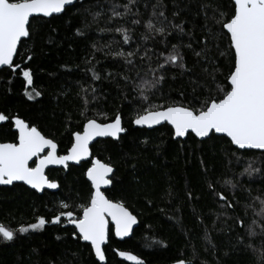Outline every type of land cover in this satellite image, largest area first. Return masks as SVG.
Listing matches in <instances>:
<instances>
[{"label":"snow or ice","instance_id":"6c2138e0","mask_svg":"<svg viewBox=\"0 0 264 264\" xmlns=\"http://www.w3.org/2000/svg\"><path fill=\"white\" fill-rule=\"evenodd\" d=\"M228 2L231 6L225 9L222 0H187L184 8H181L173 0L174 10L170 19L165 0H154L150 5L144 3L145 9L151 7L146 20V13L140 11L141 0L113 2L107 14L97 5L100 10L85 9L91 20L86 19L82 27H77L75 35L90 39L88 30L101 19H104L106 27L98 28L99 32L119 34L120 39L113 38L104 45L92 41L85 63L89 65L87 71L92 73V80L95 81L102 79L95 70V63L100 62L96 59L97 53L103 52L105 57L123 61L125 72L122 79L125 87L131 84V90L136 94L134 99L137 108L130 120L133 126L150 129L155 126L168 127L174 141L194 136L203 143L206 139L218 137L229 145L228 152L252 155L253 150H256L264 157V0ZM189 5L195 7L196 16L203 15L202 40L195 37L194 31L186 30L187 21L180 19L183 12L191 11ZM82 6V0H0V68L6 67L12 72L19 70L18 74L25 81L24 95L29 101L42 95L32 87L33 71L27 64L33 58L32 50H28L23 63H16V58L20 55V49L32 39V20L61 17L73 8ZM177 20L179 22H173ZM68 23L71 24V20ZM141 25L144 28L142 32L139 31ZM173 33L187 37V43H171L169 37ZM146 42H151L152 47L149 48ZM223 44H226V48L221 50ZM124 45H128L131 50H125ZM188 53L194 57L192 68L187 66ZM224 59L228 61L226 74L222 67ZM195 67L200 69L198 74L193 72ZM174 69L181 76H197L190 80L193 85L191 99L186 100L183 92L180 93V100L165 96L162 92L160 85L167 81L170 74L173 80L176 79ZM133 72L134 76L128 74ZM112 75L108 74L109 77ZM82 91H90L91 100L85 96L84 107L79 114L80 121L75 125L77 130L72 131L71 127L67 129L70 147L64 154H60L59 141L44 134L37 125L18 114L0 112V122L7 123L16 131L14 141L0 142V185L23 182L37 192L56 190L60 188V183L46 173L49 166L67 169L69 162L80 164L81 161H88L90 164L84 173L90 182L89 196L85 202L70 204L61 200L52 210L50 218L39 215L34 223L17 229L0 223V240L11 242L19 234L43 231L48 224L60 225L66 221L74 226L72 238L86 242L97 261L107 264L104 246L112 236L121 240L129 237L138 218L123 200L110 199L102 190V186L113 185L115 170L111 163L93 156L92 145L97 138L120 141L128 129L124 126V118L119 110L113 116L89 107L91 101L98 100L95 87L89 85ZM124 99L127 100V94ZM68 120L71 121V114ZM245 174L251 178L254 174L264 173L249 163L240 175ZM223 184L227 192L218 191L213 183H208L221 209L217 220L221 216L232 219L229 231L235 227L244 228L250 240L257 236L264 237V190L253 195L251 189H245L247 200L241 204L236 196V190L241 187L240 181L228 179ZM187 195L189 199L193 198L191 192ZM229 195L232 199H229ZM238 207L243 208L245 217L249 210L252 211L254 218L250 223L246 224L245 219L238 214L229 216ZM56 238L61 239L60 236ZM203 238L207 244L205 250L211 249L214 254L217 246L210 233L206 231ZM155 243L164 244L163 241ZM236 243L244 244V237L237 234ZM244 246L252 250L255 264H264V241L260 248L252 243ZM116 254L134 264H145L142 258L131 252L116 251ZM224 254L227 256L228 252ZM175 264L192 262L178 259Z\"/></svg>","mask_w":264,"mask_h":264},{"label":"trees","instance_id":"16d2710c","mask_svg":"<svg viewBox=\"0 0 264 264\" xmlns=\"http://www.w3.org/2000/svg\"><path fill=\"white\" fill-rule=\"evenodd\" d=\"M113 2L123 3L124 0H82V7L73 8L61 17L33 19L32 39L20 49L16 63H23L28 50H32L33 58L27 61L33 71L32 87L42 95L29 101L24 95L25 81L18 74L19 70L12 72L3 69L0 71V112L18 114L37 125L44 134L59 141L60 154L70 147L67 129L71 127L72 131L77 130L75 125L80 121L79 114L84 107L85 96L91 100L92 93H84L82 88H88L89 85L96 88L98 100L91 101L90 108L113 116L117 110L122 113L128 132L122 135L120 141H98L92 146V154L113 165L116 179L105 190V194L110 199L123 200L137 215L139 226L127 240L119 241L115 236L111 237L105 246L107 264H134L119 257L116 251L131 252L142 258L145 264H175L178 259L191 260L192 264H255L252 250L244 245L252 243L260 248L264 237L257 236L250 240L244 228L235 227L229 231L232 219L221 216L217 220L221 209L208 183H213L218 191L227 192L223 181L239 180L241 187L236 190V196L243 204L247 200L245 189H251L253 195L264 190V174H254L251 178L240 174L249 163L264 173V157L255 151L252 155L228 152L229 145L218 137L203 143L194 136L174 141L168 127L147 130L135 128L130 123L137 108L134 99L136 94L131 90V84L125 87L122 79L125 72L123 61L105 57L103 52L97 53L96 59L100 62L93 63L102 79L95 81L92 80V73L87 71L89 65L85 63L92 41L104 45L113 38L120 39L119 34L99 32L98 28L106 27L104 19H101L88 30L90 39L75 35L77 27H82L86 19L91 20L85 9L97 11L103 8L107 14ZM145 2L150 5L154 0H141L140 11L146 13V20L151 7L145 9ZM165 2L171 19L173 0ZM175 2L184 8L187 0ZM222 2L225 9L231 6L228 0ZM189 8L191 11L183 12L180 19L187 21L186 30L194 31L195 37L202 40L203 15L196 16L192 5ZM139 31H144L143 25L139 26ZM169 39L171 43L188 41L187 37L177 36L176 33ZM146 43L149 48L152 47L151 42ZM123 47L131 50L128 45ZM225 48L226 44L221 45V50ZM186 62L189 68L193 67L194 57L190 53L186 56ZM222 67L226 74V59ZM173 72L176 79L173 80L170 74L167 81L160 85L162 92L176 100L181 99L180 93L183 92L186 100L191 99L193 85L190 80L197 76H181L175 69ZM193 72L198 74L199 67L193 68ZM109 73L113 74L112 77L108 76ZM128 74L135 75L134 72ZM125 94L127 100L124 99ZM15 135L14 127L0 122V142L14 141ZM145 140L148 142L144 143ZM89 166L85 162L79 166H69L66 170H48L49 177L60 183L56 193L46 191L40 195L21 184L0 187V223L17 229L34 223L39 215L50 218L52 210L61 200L70 204L85 202L89 196L90 183L84 173ZM189 192L192 193V199L188 198ZM229 199H232L231 195ZM237 214L245 219L246 224L254 218L251 210L245 217L242 207H238L235 213L230 212L229 216ZM72 230L73 226L64 221L60 225L48 224L43 231L19 234L11 242L0 240V264H100L90 245L72 238ZM206 231L217 246L214 254L211 249L205 250L207 244L203 237ZM237 234L244 237V244L236 243ZM57 236L61 239H57ZM155 241H163L164 244ZM225 252H228L227 256Z\"/></svg>","mask_w":264,"mask_h":264},{"label":"water","instance_id":"95a60500","mask_svg":"<svg viewBox=\"0 0 264 264\" xmlns=\"http://www.w3.org/2000/svg\"><path fill=\"white\" fill-rule=\"evenodd\" d=\"M46 19H49V18H46ZM3 69H6V67H4V68H0V71H2ZM135 128H138V129H147V130H153V129H156V128H159V127H161V126H155L154 128H147V127H137V126H134ZM122 135H124V134H122ZM188 137H186V138H183L182 140H186ZM196 138V137H195ZM107 139H112V138H97V141L96 142H93V145L95 144V143H97L98 141H101V140H107ZM197 140H199L200 141V138H196ZM207 140V139H206ZM92 145V146H93ZM253 151H255V152H259V151H256V150H253ZM91 159V157H89V160ZM85 162H88V161H81L80 162V164L81 163H85ZM80 164H76L75 162H69V166H79ZM50 169H65L63 166H57V165H53V166H49V169H46V173H47V171L48 170H50ZM66 170V169H65ZM89 182V181H88ZM90 183V182H89ZM16 184H21V185H24L25 187H27L28 189H30V190H33V191H35L36 193H38V194H40V195H42L44 192H50V193H56V192H58L59 191V189H56V190H52V189H45L43 192H37L36 190H34V189H31L30 188V186H28V185H25V184H23V182H14V184L13 185H16ZM13 185H0V187H12ZM108 188V186H102V190L103 191H105L106 189ZM72 226V225H71ZM138 226H139V220H138V223H137V225H134L133 226V233H134V231L138 228ZM74 227V226H73ZM133 233L129 236V237H125L123 240H121V239H119V238H116L117 240H119V241H124V240H127V239H129V238H131L132 237V235H133ZM84 243H86V242H84ZM87 244V243H86ZM107 245V244H106ZM105 245V246H106ZM104 246V247H105ZM97 260V259H96ZM100 263V262H99Z\"/></svg>","mask_w":264,"mask_h":264}]
</instances>
